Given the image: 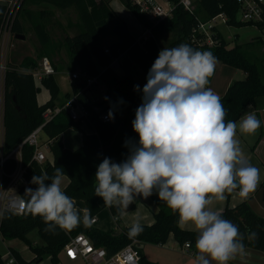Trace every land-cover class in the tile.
Returning <instances> with one entry per match:
<instances>
[{"label":"trees","instance_id":"16d2710c","mask_svg":"<svg viewBox=\"0 0 264 264\" xmlns=\"http://www.w3.org/2000/svg\"><path fill=\"white\" fill-rule=\"evenodd\" d=\"M166 1L172 5L171 13L154 25L134 0H122V3L142 25L151 27L158 40L168 36L165 48L188 44L199 51H210L215 58L245 72V77L232 80L221 96L223 106L227 110L226 122H236L247 105H253L257 110L264 108V42L260 37H255L247 43L228 47L227 41L216 32L215 44L207 46L200 45L198 34L192 33V29L198 21H205L221 12L226 14L228 25H248L237 18L238 3L235 0H194V9L190 12L183 8L178 2L179 0ZM25 2L48 3L59 8L73 6L77 9L82 28L77 33L64 37L65 48L71 53L74 62L71 71L78 67L91 75L97 74L100 68L110 60V56L103 51L104 44H107L112 52L117 46L120 51L132 49L136 60L148 75L160 52V46L156 40L149 37L144 41V49L141 53L134 46L135 38L130 33L125 21L104 0H22L11 26L13 36L22 31L19 21L20 13H27V15L31 13L30 10L25 9ZM7 9V3L0 2V28ZM109 21H117L119 29L113 31V25H110ZM34 29L41 43L47 44L48 36L43 31V27L39 23H34ZM111 33L119 36V43L112 45L104 41V38ZM40 55L48 57L51 56V52L44 49ZM52 63L57 72L59 69L54 62ZM36 65V62L28 57L20 63L8 61L4 85L0 91V99L3 104V144L6 152L36 128L42 122V112L47 107H55L59 100V86L54 75H48L42 78L41 84L48 90L50 97L46 102L38 104L36 95L40 88L31 73L25 70L31 67L33 69ZM100 77L105 91L100 102L93 101L87 95L89 89H83V84L80 81H71V92L66 93L59 100L62 105L71 94H75L87 112L86 118L73 120L67 112L62 110L43 127L44 134L51 140L48 147L53 155L52 161H30L33 147L27 144L23 145L22 160L24 164H28L25 171L28 187H20V195L25 200L28 199L23 196L25 189L36 187L31 184V178L34 175H40L43 170L51 177L54 175L55 168L59 167L63 169L64 176L67 177V183L62 189L76 201L78 208L91 209L92 217L103 207H106L102 198L95 196V173L98 165L106 157L115 163H121L126 159L129 154V148L125 146L126 141L138 143L139 137L133 131L132 121L135 119V110L142 103L143 85L137 83L129 72L126 71L119 75L112 68H106ZM137 85L140 91L134 90ZM105 97L108 99L105 100ZM120 100H123L124 103H119ZM94 107L98 110H95ZM110 108L114 112V120H101L100 114L106 110L109 112ZM82 122L90 128L89 132L81 128ZM70 127L81 132V144L74 149L65 147L61 138L63 131ZM4 167L5 172L9 174L14 170L15 162L9 159L5 162ZM46 183H50V181ZM225 195L229 196L230 194L226 193ZM150 197L158 205V210L154 213L153 222L141 224L143 231L134 238L128 236L131 225L124 226L118 233L114 230L99 229L91 223L90 226L81 223L70 231L59 227L55 232L46 231V224L42 217L34 216L26 211L17 214L8 210L3 212L5 218L1 219L0 233L2 239L20 240L33 253V258L26 260L19 251L11 248L12 255L18 264L39 263L44 257H49L51 261L56 262L69 235L77 233L87 235L95 246L104 247L108 254L131 243L140 256L141 264L157 263L149 261L144 256L142 248L137 245L140 243L163 244L170 234L180 245L187 241L189 254L195 253L197 232L181 228L178 224V213L173 212L164 201L159 200L155 192ZM136 201L137 199L134 204ZM108 209L113 216L116 214L115 208L108 207ZM219 214L238 226L239 231L245 236L244 247L264 251V217L252 210L247 199L241 200L234 206L226 205L219 211ZM116 222L118 223L119 220ZM32 231L37 233L40 243L35 244L29 238ZM251 233L256 235L253 237ZM134 239L136 242L132 243ZM0 264H5L1 252Z\"/></svg>","mask_w":264,"mask_h":264},{"label":"clouds","instance_id":"9594fccd","mask_svg":"<svg viewBox=\"0 0 264 264\" xmlns=\"http://www.w3.org/2000/svg\"><path fill=\"white\" fill-rule=\"evenodd\" d=\"M215 66L210 51L188 44L163 48L148 72L132 121L138 143L126 141V159L115 163L106 157L95 173V196L117 210L114 220L121 219L138 197L147 199L155 192L178 213L182 225L190 223L198 234L193 264H228L243 252L244 234L211 205L237 189L246 200L260 183V170L248 163L236 137L237 131L255 135L261 121L255 112H247L239 122H226L221 97L207 87ZM134 90L140 91L139 86ZM107 117L115 118L111 108ZM63 177L62 168H55L51 177L42 170L31 178L36 187L25 189L28 199L13 201L12 207L42 217L46 231L90 226L91 209L76 206L61 187ZM142 231L137 217L128 236Z\"/></svg>","mask_w":264,"mask_h":264},{"label":"built area","instance_id":"2783aa9c","mask_svg":"<svg viewBox=\"0 0 264 264\" xmlns=\"http://www.w3.org/2000/svg\"><path fill=\"white\" fill-rule=\"evenodd\" d=\"M12 5L7 3L8 9L4 17L2 26L0 28V91L3 88L6 71L8 69L7 55L13 48V33L11 32V26L16 16L18 7L22 0H11ZM238 3L239 18L238 20L248 25L255 26L259 29V37L264 42V0H235ZM139 6L140 10L145 13L147 19L154 25L162 18L170 15L172 5L170 3L165 6L155 2L154 0H134ZM183 8L188 11L194 9L193 0H179L178 1ZM220 23L227 22V16L223 12L205 20L198 21L192 29V33H197L199 36V44L212 46L215 44V28L217 21ZM153 37L151 27L145 26V32L142 36V43L149 38ZM198 44V43H197ZM104 53L110 56V60L106 65H103L97 74L91 75L86 70L76 67L74 70L69 72L68 79L70 81H80L83 84V89H89L90 87H99L103 85L101 80V73L106 68L114 69L120 64L119 56L114 54L109 46H104ZM35 82H41L42 78L48 75H54L56 73L55 67L52 61L47 57L43 56L40 58L36 67L29 70ZM95 110L98 108L94 107ZM64 110L69 114L71 119L77 120L85 117L87 112L83 105L77 100L75 94L71 96L60 106L47 107L42 112V122L34 128L24 139L15 145L10 151L4 150L3 136H4V125H3V104L0 99V213L5 210L13 211L17 214H21L24 210L20 207H12L13 201H19L24 199L20 195V187H28L25 179V171L28 164H24L22 160V147L24 144L33 147L30 161L43 162L47 160L45 154V148H47L48 141L43 143L40 142V133L43 132V127L50 122L59 112ZM108 110L100 114L101 120H108ZM44 148V149H43ZM13 160L15 162L14 170L7 174L5 172V162L7 160ZM25 200V199H24ZM96 222V216H92L90 223ZM1 223V219H0ZM1 236V233H0ZM135 243L134 239L132 243ZM181 247L187 253H189V243L184 242ZM62 252L69 260L81 259L86 264H141L140 256L133 245L127 244L117 251L108 254L104 247L95 246L89 237L84 233H77L69 235L67 242L64 244ZM4 263H13L15 258L8 251L2 255Z\"/></svg>","mask_w":264,"mask_h":264},{"label":"crops","instance_id":"0c3cea01","mask_svg":"<svg viewBox=\"0 0 264 264\" xmlns=\"http://www.w3.org/2000/svg\"><path fill=\"white\" fill-rule=\"evenodd\" d=\"M109 3V5L112 7V9L116 12L118 16H120L126 23L130 33L134 36L135 38V43L134 46L141 52L143 53V43H142V36L145 32V26L142 25L136 17L131 13V11L125 7V5L122 3V0H104ZM155 2L166 5L169 2L166 0H154ZM194 1V0H193ZM2 2V1H0ZM223 25L227 26H232L228 25L227 23H217V26L215 28V31L218 32L228 43V47H232V45H229V42L226 37L223 36L220 28ZM220 26V27H219ZM248 26L252 25H242V26H234L237 27L239 31L241 29L248 28ZM253 27V26H252ZM117 35V34H116ZM118 38H116L118 41H120L119 36L117 35ZM156 35H154V39L156 40ZM168 36H165L163 38H159V41H166ZM259 37V34L257 35ZM108 38V36H107ZM240 38V39H239ZM249 38V39H247ZM115 39V38H114ZM115 39V40H116ZM250 36L248 37V34L241 33L235 37V44H243L247 43L250 40H252ZM158 40V37H157ZM118 43V42H117ZM116 43V44H117ZM159 45V44H158ZM104 46H107V44H104ZM166 46V44H165ZM165 48V47H164ZM162 48H160V51ZM114 54L119 56L120 64L115 67L113 70L116 72L118 68H123L125 71L129 72L133 79L137 83H141L144 87V85L147 83V73L145 70L141 67V65L138 63L136 60L133 50L132 49H127L125 51H120L118 46L115 48L113 51ZM129 53L130 58L133 59L136 64L135 68L133 66V71L131 72L130 64L128 61H124V56ZM129 58V59H130ZM54 65V64H53ZM55 67V66H54ZM31 68H27L25 70L29 71ZM67 69V68H66ZM68 70V75H67V80L69 81V84H71V81L68 79L69 76V69ZM59 71V70H58ZM57 71V72H58ZM138 71V72H137ZM118 73V71L116 72ZM123 73H118L119 75ZM245 72L240 69L236 68L233 66H230L221 60L216 58V66H215V71L214 75L210 78V82L207 85V87H210L213 89L214 92H216L220 97L223 95L225 92L226 88L228 87L229 83L232 80L235 79H243L245 77ZM39 88H41L42 84L41 82H35ZM43 87V86H42ZM94 89V88H93ZM91 89V90H93ZM41 90V89H40ZM90 90V88H89ZM88 90V91H89ZM87 91V95H88ZM71 92V85H69V90L65 92L70 93ZM39 94L41 98L39 97ZM64 94V95H65ZM50 97V94L48 90H46V93L43 91H40L36 95V99L38 104H42L46 102ZM62 99V97H59V100ZM93 101H95V98H92ZM57 101L56 106H59L61 101ZM247 112H255L257 118L261 121V126L258 129L257 133L253 136H246L242 135L237 131V139L240 141V147L244 153L245 158L247 159L248 163L251 164L252 166L257 167L260 170V183L256 189L255 192L251 193L249 195V198L247 199L252 210L257 213L258 215L264 217V108H261L257 110L253 105H247L244 108L243 114L241 117L245 115ZM241 117L236 121L239 122ZM90 128H88L89 132ZM44 134V133H43ZM81 135V134H80ZM63 136V133L61 134ZM48 141H50L48 143ZM47 142L48 144L51 143V140H49L46 136V140L43 142ZM47 144V150L49 152V155L46 153V158L47 160L52 161L53 160V155L52 152L50 151L49 147ZM64 144V143H63ZM81 144V138H80V143ZM79 145L75 147H67L69 149H74L78 147ZM65 146V145H64ZM66 147V146H65ZM67 183V181L61 186H63ZM239 190H235L232 194L229 196H226V199L223 202H215L213 205H211V209L213 211H221L224 209L226 205L229 206H234L237 203H239L242 199L238 195ZM158 210V205L151 199V197L144 199L142 197H138L137 201L135 204H131L126 211V214L119 219V222L117 223L116 220L113 219V215L111 214L110 210L108 207H103L95 216H96V222L94 225L98 227L99 229L102 230H114V232L118 233L121 231V229L124 226H129L132 225L133 221L139 217V222L140 224H151L154 219V213ZM108 220V222H107ZM111 220V221H110ZM107 222V225H106ZM178 224L181 228L184 229H189V230H194L193 226L189 224H181L178 221ZM150 244V243H142V250L144 256L151 262H156L157 264H193V260L195 258L196 252L193 254H189L183 250L180 244L175 240L172 234L169 235L168 239L166 240L165 243L159 244V245H153L152 246L156 247V252L154 254V258H150L147 256L146 252L144 251L145 245ZM27 247V245L25 244ZM28 248V247H27ZM159 248V251L157 250ZM29 250V249H28ZM30 251V250H29ZM31 252V251H30ZM20 253V252H19ZM32 253V252H31ZM21 254V253H20ZM22 255V254H21ZM23 256V255H22ZM65 256V255H64ZM66 258V256H65ZM67 259V258H66ZM69 261H74V260H69ZM228 264H264V251L256 250L250 247H244L243 252L237 253L234 257V259L230 260Z\"/></svg>","mask_w":264,"mask_h":264},{"label":"rangeland","instance_id":"374dc122","mask_svg":"<svg viewBox=\"0 0 264 264\" xmlns=\"http://www.w3.org/2000/svg\"><path fill=\"white\" fill-rule=\"evenodd\" d=\"M0 1L8 4L11 2L10 4L11 5L13 4L11 0H0ZM24 7L26 10H30L31 12L28 15L27 13L25 14L21 12L19 15V21L22 27V31L20 34H22L24 38L17 39L14 36L12 40L13 48L10 50L9 54L7 55V59L8 61L10 60L11 62L20 63L21 61L26 60V58L28 57L33 59L37 64L40 58L42 57L40 53L44 49L49 50L51 52V56L48 57L52 60V62L56 64L57 68L59 69V71L54 74V78L60 89L59 97L63 98L65 92L69 90V85H70L69 81L67 80V75H68L67 69H69L70 71L71 67H73L74 65V62L71 57V53L67 51V49L65 48L64 37L73 35L77 33L80 28H82V22L79 18L77 9L73 6H68L66 8H59L48 3L31 4L28 2L24 3ZM237 18H239V14L237 15ZM216 21L217 23L220 22V20L218 19ZM34 23H39L43 27V31L48 36L47 44L43 45L39 40L38 35L34 29ZM237 29H238L237 27L227 26V25H223L220 28L223 36L229 39L228 42L230 46L231 45L233 46L235 44V41H237L235 40V37L239 35L240 32L248 34V37L250 36L251 38L257 37V35L260 33L259 29L255 26L253 27L248 26V28L241 29V31ZM114 38L116 39L118 37L116 34L111 33L108 35V38L107 36L104 38V41H107L112 45L116 44L117 42L118 43L120 42L117 39L115 40ZM156 42L159 44L160 48L163 49L165 47L166 42L164 40L159 41L157 40L156 37ZM129 58L130 55L129 53H127L124 56V61L129 62L130 64L129 66L132 72L134 69L133 66L137 68L135 66L136 62L133 59L131 58L129 59ZM117 71L118 73H123L125 70L121 67L118 68ZM40 89L41 90H39L38 93H40V91L46 93L47 89L44 86L43 87L41 86ZM104 92L105 91L103 85L99 87H90V90L88 91V96L90 98H95L96 99L95 102H100L104 97ZM39 97L41 98L40 94ZM81 128L84 131H88V126L84 122H82ZM80 134H81L80 131L72 127L67 128L65 131H63V136H61L62 142L66 147H70V148L75 147L80 143V138H81ZM45 140H46V135L40 133V142H44ZM44 150L45 153L49 155L48 150L46 148ZM66 181H67V177L64 176L61 186ZM29 238L35 244L40 243L39 242L40 239L38 238L37 233L35 231H32L29 234ZM11 248L19 251L26 260H31L33 258V253H31L28 250V248L25 246L23 242L15 239H2V236H0L1 254L4 255L9 251L10 254L12 255ZM157 250L159 251V248H157ZM144 251L146 252L148 257L153 259L155 257L154 254L156 252V247L150 244H146ZM8 264H18V263L14 261L13 263H8ZM33 264H86V263L79 258L74 261H69V259L65 258L64 253L61 252L59 253L58 260L56 262L51 261L49 257H44L39 263H33Z\"/></svg>","mask_w":264,"mask_h":264},{"label":"water","instance_id":"95a60500","mask_svg":"<svg viewBox=\"0 0 264 264\" xmlns=\"http://www.w3.org/2000/svg\"><path fill=\"white\" fill-rule=\"evenodd\" d=\"M109 24L113 25V28H112L113 31H117L119 29V23L117 21H109ZM15 37L17 39H23L24 38V36L22 34H17V35H15ZM137 246L142 247V244L140 243Z\"/></svg>","mask_w":264,"mask_h":264}]
</instances>
